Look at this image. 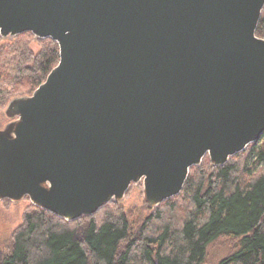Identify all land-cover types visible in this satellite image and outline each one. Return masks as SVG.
<instances>
[{"label": "water", "instance_id": "obj_1", "mask_svg": "<svg viewBox=\"0 0 264 264\" xmlns=\"http://www.w3.org/2000/svg\"><path fill=\"white\" fill-rule=\"evenodd\" d=\"M264 0H0V38L50 39L59 61L0 129V206L65 221L142 183L149 211L205 157L264 133Z\"/></svg>", "mask_w": 264, "mask_h": 264}, {"label": "trees", "instance_id": "obj_2", "mask_svg": "<svg viewBox=\"0 0 264 264\" xmlns=\"http://www.w3.org/2000/svg\"><path fill=\"white\" fill-rule=\"evenodd\" d=\"M255 34L264 39V7ZM33 41L40 47L37 54L28 47ZM58 61V47L50 39L33 40L31 33L0 38L3 107L15 97L30 96ZM261 141L256 150L255 143L249 145L223 166H213L205 157L200 167L191 168L181 193L151 215L161 227L159 233L147 236L140 231L128 240L123 215L108 211L117 207L114 203L71 223L31 206L0 264H203L208 246L220 239L234 245L216 264H264V171L244 179L242 168L232 162L253 148L256 160L249 166L264 165V133ZM180 199L190 208L175 223L177 216H165L159 208L177 206ZM107 211L99 222L97 216Z\"/></svg>", "mask_w": 264, "mask_h": 264}, {"label": "rangeland", "instance_id": "obj_3", "mask_svg": "<svg viewBox=\"0 0 264 264\" xmlns=\"http://www.w3.org/2000/svg\"><path fill=\"white\" fill-rule=\"evenodd\" d=\"M33 40H35L34 37ZM1 43L5 44L4 41ZM28 47L33 54H37L40 51V47L35 41L30 42ZM0 105V129H2L9 121L4 116V109L6 106L3 107L2 103H0ZM261 145L262 141L260 137L253 148H255L256 150V148H259ZM253 148L248 149V151L250 150L249 153H244L242 156L232 161L233 163L238 164L240 169L242 168L241 176L244 179H247L251 176H256L264 171V165H262V163L253 168L249 166L251 162L256 160L257 153L253 151ZM249 174L252 175L249 176ZM142 200V183L140 182L136 185L132 184L130 186L129 190L124 196V199H122L120 203L115 204L117 206L116 208L110 207L108 209V211H113L114 209H116L117 211H120V213L123 215L130 229V235L128 239L130 241L133 240L132 237L139 234L140 231L147 236H151L154 233H159L158 231L161 229L159 223L151 219L152 213H154L155 210L161 204L155 209L149 211L143 205ZM31 206L32 205L30 204L27 198H24L17 203H12L10 201H3L1 203L0 260L8 254L11 246L12 235L17 230V228L22 225L24 215L32 211ZM189 208L190 206L188 205L187 201L184 202L182 199H180L177 202V206L172 205L170 207L167 206V208L161 206L159 210L164 213L165 216H168L169 214H171L172 216L174 215V217L177 216V218H175V223H179L182 217L187 214ZM108 211L103 212L97 216L99 222L104 219V217L106 218V215H108ZM233 245L234 241L232 240H217L216 242L208 246L203 264H216L220 260V258L228 252V249Z\"/></svg>", "mask_w": 264, "mask_h": 264}]
</instances>
